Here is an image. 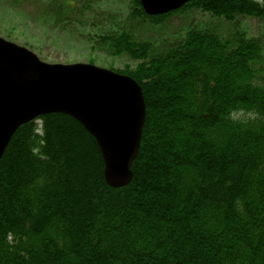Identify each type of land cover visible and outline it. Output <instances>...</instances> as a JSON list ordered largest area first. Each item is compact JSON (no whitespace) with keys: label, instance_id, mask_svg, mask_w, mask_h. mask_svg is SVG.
Wrapping results in <instances>:
<instances>
[{"label":"trees","instance_id":"1","mask_svg":"<svg viewBox=\"0 0 264 264\" xmlns=\"http://www.w3.org/2000/svg\"><path fill=\"white\" fill-rule=\"evenodd\" d=\"M31 1L23 46L88 50L86 63L139 84L145 120L121 188L70 116L20 126L0 159V264H264V33L142 31L189 14L264 23V0H189L156 16L139 0Z\"/></svg>","mask_w":264,"mask_h":264},{"label":"water","instance_id":"2","mask_svg":"<svg viewBox=\"0 0 264 264\" xmlns=\"http://www.w3.org/2000/svg\"><path fill=\"white\" fill-rule=\"evenodd\" d=\"M188 1L140 0V4L148 16H156ZM52 113L70 116L95 139L109 187L130 183L145 120L137 82L92 64H47L0 37V159L20 126Z\"/></svg>","mask_w":264,"mask_h":264},{"label":"rangeland","instance_id":"3","mask_svg":"<svg viewBox=\"0 0 264 264\" xmlns=\"http://www.w3.org/2000/svg\"><path fill=\"white\" fill-rule=\"evenodd\" d=\"M126 1L128 0H108V3H114L121 6L120 3ZM38 10V4L31 0H23L21 4H19V1L14 3L11 0H0V37L17 45L23 46L20 39H22V35H27V29H25V27H23L20 23L23 22V18H28L31 14L36 13ZM194 17V14L184 16L176 15L170 18V20H168V22H166L161 28H144L142 30L144 32L143 36L145 39L156 40L161 37L171 36L173 33L183 30L185 26H191V24L196 27L207 25L224 35H230L234 31L241 30H245L249 35L253 36H259L264 33V23L252 18H239L234 22V24H227L223 21L215 20L207 16ZM139 27H141V25ZM8 33L14 34L10 38L5 37ZM63 48L65 49H59L57 51L55 47L45 48L44 55L41 56L37 53L36 55L43 62L49 64L86 63V51L88 50L85 51L83 49V51L78 52L75 46ZM127 62L128 61L126 59H120L116 61L115 66L119 68L126 65ZM95 65L106 68V61L98 59Z\"/></svg>","mask_w":264,"mask_h":264}]
</instances>
